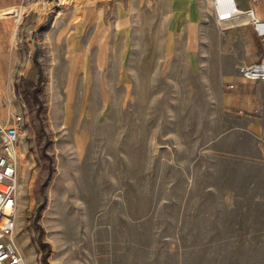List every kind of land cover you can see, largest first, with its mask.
Returning a JSON list of instances; mask_svg holds the SVG:
<instances>
[{
    "label": "rangeland",
    "instance_id": "1",
    "mask_svg": "<svg viewBox=\"0 0 264 264\" xmlns=\"http://www.w3.org/2000/svg\"><path fill=\"white\" fill-rule=\"evenodd\" d=\"M123 1L84 47L102 1L0 0L25 264H264V135L222 100L240 27L209 0Z\"/></svg>",
    "mask_w": 264,
    "mask_h": 264
},
{
    "label": "built area",
    "instance_id": "2",
    "mask_svg": "<svg viewBox=\"0 0 264 264\" xmlns=\"http://www.w3.org/2000/svg\"><path fill=\"white\" fill-rule=\"evenodd\" d=\"M261 0H248L256 4ZM217 24L232 22L231 26L250 24L258 38L264 41V18L258 17L252 6L245 9L236 0H209ZM229 26V27H231ZM264 55V44L262 46ZM237 74L251 82H264V58L257 62L239 64ZM233 88V83L227 84ZM5 96L1 104H11ZM24 104L18 110L8 112L0 119V264H25L22 252L16 243V207L19 185L20 144L26 131Z\"/></svg>",
    "mask_w": 264,
    "mask_h": 264
},
{
    "label": "crops",
    "instance_id": "3",
    "mask_svg": "<svg viewBox=\"0 0 264 264\" xmlns=\"http://www.w3.org/2000/svg\"><path fill=\"white\" fill-rule=\"evenodd\" d=\"M101 3L98 4L96 9H100L93 14V26L92 29L94 32L92 33L91 38H87L86 33L79 32L82 27L85 26H74L69 33V36L75 38L77 44H81V46H87L88 41L92 44L101 43L102 38V29L105 26L104 24V4L108 1L112 2V6L115 9V12L124 11V1L123 0H100ZM190 1V0H189ZM236 4L240 8H247L252 6L255 14L264 18V0L259 1L256 4H250L248 0H236ZM239 30L234 31L232 35L234 36V45L238 48L236 56L234 60L237 63L236 68L239 64L245 63H253L264 58L262 52V46L264 41L258 38L250 24H239ZM234 27V26H231ZM83 28V29H84ZM79 33V34H78ZM5 32H0V62L3 61L5 66H10L11 62L19 64L21 62V53L19 51H14L11 48V43L7 44L6 38H4ZM72 38V40H73ZM78 38V39H77ZM22 40L26 41L28 44V37L22 38ZM69 42L71 40L69 39ZM75 48H71L74 50ZM29 65L30 64H26ZM4 65L0 63V69H2ZM28 66V67H29ZM20 73V72H19ZM29 75L33 77L34 71L31 67H29ZM227 78L223 81L222 87V100L223 105L229 111L236 112L239 115V118L244 121L245 129L254 134L264 135L263 125H264V82L255 83L251 81H247L241 78L237 71L233 74L225 75ZM233 83V88H228L227 84ZM14 88V85H12ZM7 92L9 91L8 87L5 86Z\"/></svg>",
    "mask_w": 264,
    "mask_h": 264
},
{
    "label": "bare ground",
    "instance_id": "4",
    "mask_svg": "<svg viewBox=\"0 0 264 264\" xmlns=\"http://www.w3.org/2000/svg\"><path fill=\"white\" fill-rule=\"evenodd\" d=\"M18 21H17V23H19V19H17ZM231 24H232V22H223V23H220V25H221V27H222V29H224V28H227V27H229V26H231ZM227 26V27H226ZM10 103H8V105H9ZM20 193H21V185H20V183H19V185H18V188H17V200L19 199V195H20ZM17 213H18V209H17V207H16V217H17ZM17 221V220H16ZM17 229H18V227H17ZM16 232V231H15Z\"/></svg>",
    "mask_w": 264,
    "mask_h": 264
},
{
    "label": "trees",
    "instance_id": "5",
    "mask_svg": "<svg viewBox=\"0 0 264 264\" xmlns=\"http://www.w3.org/2000/svg\"><path fill=\"white\" fill-rule=\"evenodd\" d=\"M56 3H57V2H56ZM56 3H55V4H56ZM55 4H54V6H57V4H56V5H55Z\"/></svg>",
    "mask_w": 264,
    "mask_h": 264
}]
</instances>
